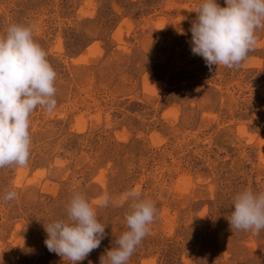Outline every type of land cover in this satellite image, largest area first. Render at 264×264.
<instances>
[{"label": "rangeland", "instance_id": "rangeland-1", "mask_svg": "<svg viewBox=\"0 0 264 264\" xmlns=\"http://www.w3.org/2000/svg\"><path fill=\"white\" fill-rule=\"evenodd\" d=\"M201 3L0 0V36L30 27L57 73L56 109L30 117L28 166L0 168V264H71L44 225L74 195L107 193L121 203L96 209L106 237L77 262L100 264L130 230L129 190L158 214L128 264H264V230L228 220L237 194L264 192V29L240 68L210 70L191 51Z\"/></svg>", "mask_w": 264, "mask_h": 264}, {"label": "clouds", "instance_id": "clouds-1", "mask_svg": "<svg viewBox=\"0 0 264 264\" xmlns=\"http://www.w3.org/2000/svg\"><path fill=\"white\" fill-rule=\"evenodd\" d=\"M225 3L227 7H220L217 0H203L195 9L197 20L190 28L191 51L202 57L210 70L214 65L240 68L259 43L257 30L264 29V0ZM56 77L46 51L34 40L33 30L10 25L6 35L0 36V168L28 166L30 117L38 106L49 115L56 109ZM17 198L15 190L3 196L5 202ZM124 198L131 201V214L125 216L130 230L116 239L118 247L100 257V264H128L158 214L154 201L140 199L135 190L124 193ZM118 203L121 201L107 193L94 202L74 195L67 206V218L44 225L48 251L71 264L85 260L106 237L96 209ZM234 207L228 218L231 229L250 230L253 236L264 230V192L244 190L235 196Z\"/></svg>", "mask_w": 264, "mask_h": 264}]
</instances>
